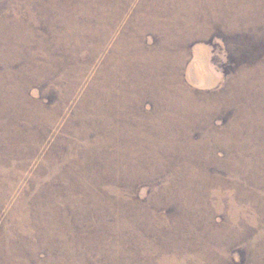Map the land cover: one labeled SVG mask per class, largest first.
Wrapping results in <instances>:
<instances>
[{"label": "rangeland", "instance_id": "obj_1", "mask_svg": "<svg viewBox=\"0 0 264 264\" xmlns=\"http://www.w3.org/2000/svg\"><path fill=\"white\" fill-rule=\"evenodd\" d=\"M0 264H264V0H0Z\"/></svg>", "mask_w": 264, "mask_h": 264}]
</instances>
